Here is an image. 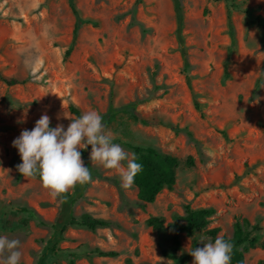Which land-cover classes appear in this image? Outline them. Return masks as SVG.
<instances>
[{
  "label": "rangeland",
  "instance_id": "374dc122",
  "mask_svg": "<svg viewBox=\"0 0 264 264\" xmlns=\"http://www.w3.org/2000/svg\"><path fill=\"white\" fill-rule=\"evenodd\" d=\"M179 4L0 0V73L20 80L9 85L0 77V235L20 241L21 264H192L191 237L181 232L177 246L173 232L149 223L176 222L187 205L215 208L211 225L221 235H233L237 216L264 226V0ZM186 68L206 119L194 105ZM129 103L161 123L120 112L105 131L136 158L131 144L178 157L176 184L146 203L136 186L121 187L116 169L91 161L100 177L82 194L77 185L69 189L73 215L110 224H67L63 194L51 196L38 176L18 177L22 160L12 141L43 114L51 127L66 130L76 118L72 105L103 119ZM202 241L214 242L205 234L201 247ZM261 260L264 246L247 253L246 264Z\"/></svg>",
  "mask_w": 264,
  "mask_h": 264
},
{
  "label": "clouds",
  "instance_id": "9594fccd",
  "mask_svg": "<svg viewBox=\"0 0 264 264\" xmlns=\"http://www.w3.org/2000/svg\"><path fill=\"white\" fill-rule=\"evenodd\" d=\"M47 114L35 122L31 130L23 129L12 141L18 150L22 163L16 166L25 178L38 176L42 186L50 195L58 197L67 193L75 185L91 181L89 168L82 160L81 149L91 146L90 159L106 169H116L121 187L130 188L142 165L136 162L120 144L113 143L114 137L105 131L102 116L95 110L72 118L66 130L63 125L50 126ZM127 162L126 167L122 162ZM202 247L189 250L192 264H230L233 245L223 237L214 242H201ZM20 241L0 235V264H21ZM5 253L7 255L5 256Z\"/></svg>",
  "mask_w": 264,
  "mask_h": 264
},
{
  "label": "trees",
  "instance_id": "16d2710c",
  "mask_svg": "<svg viewBox=\"0 0 264 264\" xmlns=\"http://www.w3.org/2000/svg\"><path fill=\"white\" fill-rule=\"evenodd\" d=\"M178 8L180 9L179 0H176ZM74 11L78 12L76 6H73ZM261 21V18H258ZM261 23V22H260ZM181 25V20H180ZM181 29V26H180ZM71 48L67 51V55H71ZM187 83L192 91L194 97V105L196 109L200 112L203 119L207 118V114L204 111V105L199 100L198 94L193 87V78L189 74L188 68L185 70ZM0 77L4 79L9 85H15L20 83L19 79L12 78L8 79L3 74L0 73ZM72 112L79 117L83 112L81 108L76 105H72ZM120 112H128L134 116L137 120L145 124L157 125L161 122L155 119H151L140 112L137 108V104L129 103L122 106H113L110 111L103 117L102 123L106 127L109 122ZM177 131L181 130L179 126L172 125ZM225 137L228 134L225 130H219ZM134 151L137 154L136 162L142 165V171L139 172L134 178L133 185L139 189V195L141 199L146 203H154L159 197L160 193L165 188H172L178 179V169L180 168V160L178 157L171 154H164L158 148L153 146H142L133 145ZM91 146L89 145L87 149L81 150V155L84 160L85 166L89 168L92 179L100 177L99 171L92 165L89 150ZM191 165H194L192 159L189 160ZM19 178L22 175L19 173ZM91 179V180H92ZM90 182L83 185L77 184V192L82 194ZM64 200L69 207V218L67 224L85 226L89 229L96 230L98 227L108 226L109 221L93 217L91 215H83L82 217H76L73 215V205L75 200H72L73 194L67 192L64 193ZM217 213V210L213 207H193L192 205L186 206L185 216L176 222L165 224L160 218L152 217L149 219L150 225L157 229L168 228L174 234V244H180V233L185 232L189 237L192 238V248L200 246L199 238L205 234L212 237L215 240L217 237H223L232 243L233 248L231 252L230 264H246L247 253L252 248L258 246H264L263 235L261 231L264 230V226L260 222L253 223L248 217L237 216L234 222V232L232 236L226 234L221 235L222 228L218 226H212L213 217ZM101 255L104 256H115L117 252L110 251L104 252L100 251ZM187 259L193 258L188 254ZM181 264H186V261L181 262ZM258 264H264V260L258 262Z\"/></svg>",
  "mask_w": 264,
  "mask_h": 264
}]
</instances>
